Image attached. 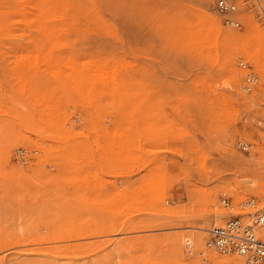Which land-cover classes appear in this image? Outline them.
I'll return each instance as SVG.
<instances>
[{
    "label": "rangeland",
    "instance_id": "obj_1",
    "mask_svg": "<svg viewBox=\"0 0 264 264\" xmlns=\"http://www.w3.org/2000/svg\"><path fill=\"white\" fill-rule=\"evenodd\" d=\"M215 1L0 0V264L238 258L204 230L264 206V0Z\"/></svg>",
    "mask_w": 264,
    "mask_h": 264
},
{
    "label": "built area",
    "instance_id": "obj_2",
    "mask_svg": "<svg viewBox=\"0 0 264 264\" xmlns=\"http://www.w3.org/2000/svg\"><path fill=\"white\" fill-rule=\"evenodd\" d=\"M218 7L220 11L233 10L225 0H219ZM237 64L241 70L246 71L242 90L250 93L254 89H260L261 95H264V83L260 82L259 76L253 72V66L246 62ZM259 116L256 117L255 122L259 126H264V119H259ZM238 146L244 153H247L250 147L246 143L238 144ZM222 202L227 206V201ZM247 206H251V201L247 202ZM255 218L253 224L243 225L239 217H234L228 219L223 226L212 228L209 231L208 246L223 255L243 257L245 264H264V208L256 211Z\"/></svg>",
    "mask_w": 264,
    "mask_h": 264
},
{
    "label": "bare ground",
    "instance_id": "obj_3",
    "mask_svg": "<svg viewBox=\"0 0 264 264\" xmlns=\"http://www.w3.org/2000/svg\"><path fill=\"white\" fill-rule=\"evenodd\" d=\"M218 1L219 0H216L215 1V5H214V8H215V10L217 11V13H219L220 15H222L223 16V21H222V23H223V25L224 26H227V27H234V28H241L242 27V24H241V21H240V19H239V15L237 14H235V12H236V10H237V8H236V5H235V3H234V1H232V0H225L226 1V3L230 6V8H232L233 10H230V9H228V10H226V11H220V9H219V7H218ZM258 6H259V9H262V7H263V5L261 4V3H259L258 4ZM239 11V10H238ZM236 15V16H235ZM236 23L238 24V25H236ZM219 35V34H218ZM233 35V34H232ZM233 38V37H232ZM236 38V37H235ZM229 39H231V34L230 35H226V40H229ZM232 40V39H231ZM233 40H234V38H233ZM230 41V40H229ZM240 62H243V61H240ZM244 63V62H243ZM245 73H246V71H244ZM254 72V71H253ZM255 73V72H254ZM232 85L233 86H238V82L236 81V82H233L232 83ZM255 90V89H254ZM253 90V91H254ZM252 92V91H251ZM250 92V93H251ZM245 93V92H244ZM250 93H248V94H250ZM248 97V100L252 103V102H254L252 99H250V97L249 96H247ZM241 143H245V142H239L238 144H241ZM238 144H237V146H238ZM247 144V143H246ZM238 148H239V146H238ZM240 149V148H239ZM241 150V149H240ZM247 152H249V150L247 151ZM233 160H236V159H233ZM242 162V160H239L238 162ZM238 182L240 183V184H242V185H244V186H248V187H250V188H253V187H255V184H254V182H252L249 178H240V179H238ZM222 201H227V199H222L221 200V202ZM248 201H251V206H247V202ZM223 203V202H222ZM224 206H225V204H224ZM227 206H228V201H227ZM240 207H241V210L243 211V213L242 214H237L236 216H229L228 217V219H231V218H234V217H239V219H240V222L243 224V225H245V224H253L254 223V221L256 220V218H255V215H256V211H258V210H260V209H262V208H264V206H262V207H259V206H257V203L254 201V199H246V200H244V201H242L241 203H240ZM226 217V216H225ZM221 219H223V218H221ZM227 219V220H228ZM227 220H224V221H222L221 223H219V224H212L211 225V227L208 229V230H204V232H206V244H205V248H206V250L207 251H215L216 252V249H214L213 247H210V246H208V242H209V231L212 229V228H215V227H221V226H223V224H225V222L227 221ZM214 221H217V220H214ZM193 230H194V228H193ZM199 230H203V229H199ZM197 239H198V237L195 235V236H193L192 238L190 237V240H187L186 241V243L187 244H190V250L188 251V252H186L187 254H186V258H189L190 256L191 257H193L194 255L193 254H195V251H196V249H198L197 247H199V244L197 243ZM35 242V241H34ZM38 242V241H37ZM175 243V245H177V242L175 241L174 242ZM177 247H178V250H179V245H177ZM202 250V249H201ZM206 250H205V252H206ZM43 251V250H42ZM211 251V252H212ZM218 252V251H217ZM201 255H203V254H201ZM208 255V254H207ZM232 256H236V255H232ZM236 257H238L237 259H233V260H221L219 257H217V256H214L213 258H211L210 260H211V263L210 264H241V262H240V259H242V263L243 264H245V259L243 258V257H240V256H236ZM240 258V259H239ZM191 259V258H190Z\"/></svg>",
    "mask_w": 264,
    "mask_h": 264
}]
</instances>
